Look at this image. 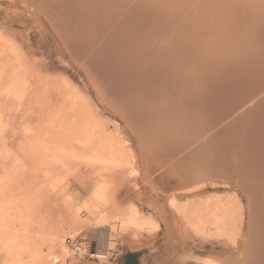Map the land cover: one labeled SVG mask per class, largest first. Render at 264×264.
<instances>
[{
    "label": "rangeland",
    "instance_id": "1",
    "mask_svg": "<svg viewBox=\"0 0 264 264\" xmlns=\"http://www.w3.org/2000/svg\"><path fill=\"white\" fill-rule=\"evenodd\" d=\"M57 1L54 10L52 0H0V264H252L264 244L263 234L253 237L252 223L259 211L264 215V174L243 185L240 171H202L199 158L220 144L218 136L245 134L235 121L264 100V80L247 85L260 98L234 93L230 110L207 128L168 129L157 140L145 126L137 131L141 126L133 127L116 102V88L101 90L73 56L56 17L67 12L74 19L78 1ZM164 1L130 26L159 35L151 44L157 48L179 13L173 0ZM184 1L205 13L195 15L200 25L219 10L218 0ZM207 77L185 88L202 96ZM69 235L96 243V250H74Z\"/></svg>",
    "mask_w": 264,
    "mask_h": 264
},
{
    "label": "bare ground",
    "instance_id": "2",
    "mask_svg": "<svg viewBox=\"0 0 264 264\" xmlns=\"http://www.w3.org/2000/svg\"><path fill=\"white\" fill-rule=\"evenodd\" d=\"M74 1L75 3L78 1L75 6L76 9H72L73 16L77 19H70L71 17L68 15L70 13L66 14V11L62 17H60L61 15L57 16L60 13L55 11L57 13L56 19L60 18L63 29L59 32L63 31L62 33L68 34L73 56L77 55V59L79 58L87 65V69L101 90H106L108 87L116 88L117 95H120V97L115 96L116 102L119 103L125 115H129L135 122L133 127L135 124H139L141 128L137 126L139 127L137 131L140 129L142 131L144 126L147 128L146 131L150 130L151 132L153 130V137L157 140L164 138L162 132L168 131V129H173L176 132V129H181L179 131L181 133L186 128L187 130H183V133L189 132L188 127L194 126L192 129H195L198 124L207 128L211 125L210 123L213 124L214 122L212 117L223 116L231 108L230 96L234 93L255 96L257 93H254L253 90L250 92V87L247 86L248 81L264 80V0H220V2L218 0L219 10L209 14L213 20L211 19L210 22L201 25L195 18L203 16L205 13L199 15L201 13L199 11L200 13L197 15L198 8L196 9L197 6L194 3L192 5L191 2L190 7L194 6L196 12H193L190 7L187 9L186 1L173 0L175 2L173 4L174 9L179 10V13L176 15L177 18H172L173 20L170 21L171 28L162 30L161 39L163 43L160 48H157L158 45L157 47L151 45L155 35L148 34L147 28L139 29L137 27V29H133L130 27L131 25L140 26L137 23L143 20L142 17L150 13L149 11L159 0H139L140 3H137L138 0ZM164 2L161 7L164 6ZM224 2H227L229 6ZM57 3H53L57 5L54 7L55 9L50 8L56 10L59 5ZM62 4L65 5L66 3L63 2ZM169 5L172 6L170 3ZM204 6L206 9V5ZM68 8L70 9L67 7V10H69ZM181 8H186L189 13L185 10L180 11ZM61 9L63 8L61 7ZM124 11L127 14L120 17V13L122 14ZM138 15L142 17L138 18ZM55 22H59V19ZM186 24L190 26L186 28ZM223 28L224 30H222ZM162 41L159 40L160 43ZM169 57L173 58V62L166 59ZM240 62L241 65H239ZM203 76H208L206 78V90L210 89V93L207 94L205 90V94L203 93L202 96L196 93L191 95V92L188 91L189 88H185V85L203 81L205 80ZM180 77L181 81L185 82L183 85L177 84ZM186 82L188 83L186 84ZM203 83L205 85V82ZM189 87L191 89L192 86ZM193 89L195 90V87ZM211 90L217 91V95L214 96L213 92L215 91ZM242 91L248 92L245 94ZM105 93L107 94V92ZM255 97L260 98L258 94ZM241 98L242 96L239 99ZM256 99L253 100L252 98V101L249 100V102L252 103ZM228 100H230L229 103ZM248 103L244 104L248 105ZM244 104L242 105L245 106ZM114 107L117 108V106ZM132 120L130 119V121ZM232 121L234 122V120ZM235 125H238L235 128L245 129V134L239 137V132L236 131L238 134L233 137V140L231 136V138L227 135L224 138L218 136L221 139L218 140L220 144L208 145L212 147V154L210 149V153L203 155V158L197 156L202 160L199 170L203 168L205 171L207 169L215 171L228 168L235 171L236 169L246 176L244 180L242 179L243 185L244 183L249 184V182L253 184L254 175H259V172L264 174V100L242 113L240 119H236ZM169 132L166 134L168 135ZM233 134L229 133L232 136ZM172 136L177 138V135ZM255 139L259 140L258 145ZM199 159L196 158L197 162ZM262 211L264 212V210ZM259 213V217L257 216L259 219L256 218L259 222L254 223L252 221L253 227L256 229L253 234L255 238H259L262 234L264 236V215L261 214V211ZM255 238L252 240L255 241ZM258 240L261 244L262 241L260 240L262 239ZM254 243L258 244L257 241ZM257 244L255 245L257 246ZM94 256L105 257L101 253H95ZM249 260L252 264H264V244L258 246V249L255 250V257L251 255ZM215 264L221 263L216 262Z\"/></svg>",
    "mask_w": 264,
    "mask_h": 264
},
{
    "label": "built area",
    "instance_id": "3",
    "mask_svg": "<svg viewBox=\"0 0 264 264\" xmlns=\"http://www.w3.org/2000/svg\"><path fill=\"white\" fill-rule=\"evenodd\" d=\"M67 241L70 245L73 246L74 250H79L83 252H87L88 250L92 252V250H96L97 246L94 242H88L85 237H78L77 235H69L67 237Z\"/></svg>",
    "mask_w": 264,
    "mask_h": 264
},
{
    "label": "water",
    "instance_id": "4",
    "mask_svg": "<svg viewBox=\"0 0 264 264\" xmlns=\"http://www.w3.org/2000/svg\"><path fill=\"white\" fill-rule=\"evenodd\" d=\"M244 91H245V90H244ZM247 92H248V91H247ZM247 92H243V91H242V93H245V94H246ZM250 92H251V90H250ZM250 92H249V93H250ZM239 101H240V100H239ZM236 102H237V101H236ZM229 110H230V109H229Z\"/></svg>",
    "mask_w": 264,
    "mask_h": 264
}]
</instances>
